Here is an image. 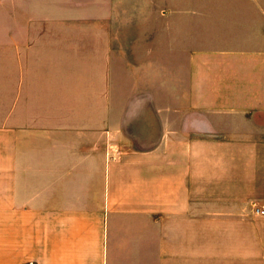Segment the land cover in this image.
<instances>
[{
  "label": "crops",
  "instance_id": "obj_1",
  "mask_svg": "<svg viewBox=\"0 0 264 264\" xmlns=\"http://www.w3.org/2000/svg\"><path fill=\"white\" fill-rule=\"evenodd\" d=\"M10 1L0 60L8 41L20 65L3 79L0 62V264H264V215L205 206V188L241 179L228 139L253 140L264 180V0H96L106 36L82 38L84 57L171 60L116 126L35 97L32 1Z\"/></svg>",
  "mask_w": 264,
  "mask_h": 264
},
{
  "label": "rangeland",
  "instance_id": "obj_2",
  "mask_svg": "<svg viewBox=\"0 0 264 264\" xmlns=\"http://www.w3.org/2000/svg\"><path fill=\"white\" fill-rule=\"evenodd\" d=\"M31 1L33 57L28 60V67H31L33 71L35 97L57 98L60 93V97L66 98L67 102L74 100L81 114L85 113V109L89 113L91 104L92 114L98 116L99 122L106 117H111L116 126L128 100L138 94L137 88L153 84L156 69L163 75L168 74L171 61L169 59H107L101 56L93 59L83 56L85 53L80 51L91 49L89 39L82 41V38H91L90 35L106 36V27L95 26L96 21H90L91 18L95 19L97 14L98 19L101 20L100 16L105 14L104 2H96V0ZM10 2L7 0L8 5H11ZM7 15L9 14L6 13ZM4 38L6 37L3 36ZM75 40L82 42L77 43ZM73 41L76 43H72ZM9 46L8 41H3L1 44L3 56H8L0 60L2 72L5 73L2 75L3 79L8 77L12 65L14 67L20 65V60L9 58ZM69 47H75L79 57L62 58L64 49L69 50ZM177 61H181L182 65L185 63L184 60ZM60 82L66 86L63 93L58 92ZM41 92L44 94L40 95ZM157 92L159 95V91ZM161 95V98L166 97V91L163 90ZM86 103L87 107H85ZM226 142L231 151L235 150L236 161L240 154L243 168L241 179L236 181L237 186L205 188L210 200L205 206L209 205L207 209L211 211L240 210L243 214L253 212L254 206L264 204L258 199L261 192L264 193V180L260 177V173L253 184V162L257 159L253 156V140L228 139ZM255 147H262V142L258 140ZM210 234L211 238L222 235L217 229H211ZM225 237L229 236L225 235Z\"/></svg>",
  "mask_w": 264,
  "mask_h": 264
},
{
  "label": "built area",
  "instance_id": "obj_3",
  "mask_svg": "<svg viewBox=\"0 0 264 264\" xmlns=\"http://www.w3.org/2000/svg\"><path fill=\"white\" fill-rule=\"evenodd\" d=\"M254 211L257 214L264 215V207L263 206H254Z\"/></svg>",
  "mask_w": 264,
  "mask_h": 264
}]
</instances>
